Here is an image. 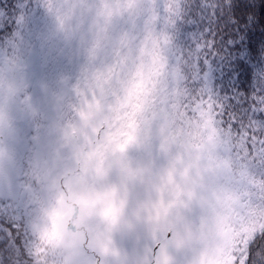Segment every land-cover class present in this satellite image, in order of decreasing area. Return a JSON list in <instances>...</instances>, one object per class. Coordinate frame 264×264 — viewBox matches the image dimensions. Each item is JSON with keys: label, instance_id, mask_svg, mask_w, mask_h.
Masks as SVG:
<instances>
[{"label": "rangeland", "instance_id": "1", "mask_svg": "<svg viewBox=\"0 0 264 264\" xmlns=\"http://www.w3.org/2000/svg\"><path fill=\"white\" fill-rule=\"evenodd\" d=\"M30 1L33 4L22 6L18 20L19 29L15 36L18 49L26 45L34 32L29 31L30 27L36 29L45 25L41 18L34 17V14L46 15L40 0ZM179 6L180 0H177L173 31L178 29ZM47 23L51 26V20ZM168 34L163 29L157 32L153 25L138 45L135 56L130 53L124 61L126 65L134 61L142 66L140 93L146 106L150 104L149 93H156L160 100L167 84L166 75L158 73L156 68L160 58H164L167 66L164 53ZM7 59L3 58L0 65V88L3 91L0 101L3 116L0 119V197L17 201L18 211L27 219L30 231L60 247L59 253L66 261L63 264H95L94 257L87 255L82 247L86 236L89 247L101 252L110 248L113 255L118 251L116 241L124 237L127 240L122 242V247L129 254L121 252L118 259L122 262L131 260L132 264H152L155 259L153 239L163 238L168 232L175 233V244L181 252L180 264H185L186 259L188 264H200L202 259H206L207 264H231L232 253L240 240L248 239L264 226V158L252 160L248 156H237L238 141L229 132H221L227 151L225 148L219 151L231 154V163L239 166H235L237 176L227 165L223 177L220 175L219 178L213 165V148L203 139L187 135L189 130L197 127L198 119H202L200 115L196 117L194 107L189 112L181 109L179 116L174 112L167 124L165 132L169 136L181 131L186 135L178 143L177 175L175 167L174 173H165L170 186L162 182L161 167L145 178L144 193L134 206L119 211L115 222L103 216V204L93 194L83 165L77 162L78 156L84 152V145L77 143L84 131L69 137H62V132H58L56 140L48 135L42 136L41 129L47 121L48 124H58L57 113L48 118V114L41 110L43 119L39 117L40 120L36 121L32 108L21 102L25 93L31 90L26 89V85L35 90L36 76L32 64ZM21 66L27 67L26 75L19 71ZM199 89L196 84L182 85L172 97L176 107L182 103L190 104L188 101L195 99ZM59 110L60 104L57 112ZM69 112L68 122L73 124L66 126L67 130H72L77 120L76 103L69 105ZM77 126H81L79 122ZM205 131L207 134L213 130L206 128ZM215 137L221 140L217 135ZM37 140L43 141L38 147ZM41 144H44L43 151L39 148ZM43 164L49 168L47 174L40 169ZM10 204L11 200H7L6 205ZM53 212L54 226L50 223ZM169 255H172L171 251ZM59 264H62V258Z\"/></svg>", "mask_w": 264, "mask_h": 264}, {"label": "snow or ice", "instance_id": "2", "mask_svg": "<svg viewBox=\"0 0 264 264\" xmlns=\"http://www.w3.org/2000/svg\"><path fill=\"white\" fill-rule=\"evenodd\" d=\"M40 2L51 20V36L61 45L59 55H66L69 62L75 64L76 71L75 74H45L35 81V90L29 85L31 90L21 102L32 108L33 115L39 116L44 110L48 118L55 116L58 105L66 97L78 105L76 119L84 135L77 143L84 145V152L77 162L83 165L93 194L103 204V216L115 222L119 211L134 206L143 195L145 178L166 162L160 149L162 130L173 113L179 116L181 109L189 112L194 107L214 126L226 127L239 143L237 156H248L252 160L264 158V121L250 120L237 129L235 118L225 121L224 105L204 88L197 91L190 104L176 107L172 97L188 82L184 72L187 59L174 42L177 0ZM224 6L231 7V0H224ZM153 25L157 32L163 29L169 33L164 53L168 79L159 106L149 109L140 97L142 66L134 61L126 65L124 61L130 53L135 56L138 45ZM19 71L26 75L27 67L21 66ZM108 73L113 77L111 85H106L101 78ZM58 87L61 91H57ZM2 99L0 88V101ZM61 136H75V132L65 130ZM50 223L55 224L54 212L50 215ZM258 237L264 238V232L253 234L251 239L242 238L232 253L231 264H264V244H256ZM125 240L122 237L116 241V255L110 248L101 252L89 247L87 236L82 247L87 255L94 257L95 264H132L131 260L122 262L117 258L121 252L129 254L122 247ZM153 240L155 259L152 264H180L181 252L175 244L174 232ZM31 258L38 264L39 252L32 251ZM200 264H207V260L202 259Z\"/></svg>", "mask_w": 264, "mask_h": 264}, {"label": "trees", "instance_id": "3", "mask_svg": "<svg viewBox=\"0 0 264 264\" xmlns=\"http://www.w3.org/2000/svg\"><path fill=\"white\" fill-rule=\"evenodd\" d=\"M24 4L30 6L33 2L0 0V65L3 58L12 59L16 63H31L36 80L44 76V73L75 74V64L70 63L66 55H59L61 45L52 38L51 26L47 23L50 19L44 14H34V17L41 18L45 25L36 29L30 27L29 31L34 32L30 35L28 31L30 37L26 45L22 49L17 48L19 42L15 40V36ZM176 24L178 29L175 28L173 31L174 42L187 59V66L184 67L187 85L196 84L200 89L209 90L213 97L224 105L225 121L234 117L237 121L234 127L237 129L250 120L264 121V0H231V7L224 6V0H180ZM164 62V58H160L156 70L166 75L168 79L167 66ZM101 78L106 85H111L113 77L110 73ZM2 83L4 81H1ZM57 91L61 89L58 87ZM140 97L142 100L141 93ZM65 99L60 103V110L57 112L58 124L44 122L42 136L48 135L56 140L58 132L63 133L67 130L66 124H73L67 122L65 117H68L69 112V107H65ZM148 99L149 109L159 106V97H156V93H149ZM188 102L191 103L190 100ZM194 110L196 117L200 115L202 119H198L197 127L189 130L190 133L187 135L193 139H203L213 148L215 153L213 165L219 172V178L220 175L223 177L227 165L235 176V166L239 164L231 163V154H222L219 151L220 148L227 151L223 142L224 135L221 133L228 132L226 127L214 126L195 108ZM41 115L35 116L36 121L43 119ZM77 123L76 120L72 130L77 134L82 133L83 128L77 126ZM206 128L213 131L206 134ZM166 129L167 126L162 130L163 139L160 144V149L166 156L161 177L163 184L169 187L170 181L165 173H174L175 167L177 175L178 143L185 132L181 131L179 134L174 132L169 136L165 132ZM216 135L221 138L220 141ZM37 141V147L43 143L41 140ZM62 144L65 145L64 142ZM43 146L44 144H41L39 147L42 151ZM63 150L66 152V147H63ZM42 168L47 174L48 166L43 164L40 166V169ZM7 200H11L9 206L6 205ZM260 232H264V226L253 234ZM31 233L27 219L18 211L17 201L14 198L0 197V264H34L31 258L32 251L39 252L38 264H59L61 258L62 264L66 262L59 253L60 247L57 244L48 242L35 233L32 237ZM253 234L248 239H251ZM256 244H264V238L258 237Z\"/></svg>", "mask_w": 264, "mask_h": 264}, {"label": "flooded vegetation", "instance_id": "4", "mask_svg": "<svg viewBox=\"0 0 264 264\" xmlns=\"http://www.w3.org/2000/svg\"><path fill=\"white\" fill-rule=\"evenodd\" d=\"M71 103H75V102H73L70 98H67L66 97V99H65V107L67 108V107H69V105L71 104ZM76 106H78L77 104H76ZM70 113V112H69ZM69 113H67L68 115H69ZM72 113V112H71ZM67 119V122H68V117L67 116H65ZM65 120V121H66ZM76 134V136H77V133H75Z\"/></svg>", "mask_w": 264, "mask_h": 264}, {"label": "water", "instance_id": "5", "mask_svg": "<svg viewBox=\"0 0 264 264\" xmlns=\"http://www.w3.org/2000/svg\"><path fill=\"white\" fill-rule=\"evenodd\" d=\"M29 88V85H26V89H28Z\"/></svg>", "mask_w": 264, "mask_h": 264}]
</instances>
